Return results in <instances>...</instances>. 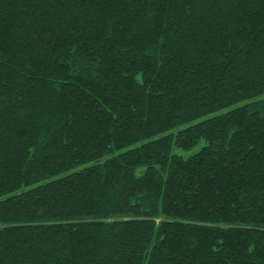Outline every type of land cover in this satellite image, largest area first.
I'll use <instances>...</instances> for the list:
<instances>
[{"label":"trees","instance_id":"obj_1","mask_svg":"<svg viewBox=\"0 0 264 264\" xmlns=\"http://www.w3.org/2000/svg\"><path fill=\"white\" fill-rule=\"evenodd\" d=\"M0 264H264V0H0Z\"/></svg>","mask_w":264,"mask_h":264},{"label":"rangeland","instance_id":"obj_2","mask_svg":"<svg viewBox=\"0 0 264 264\" xmlns=\"http://www.w3.org/2000/svg\"><path fill=\"white\" fill-rule=\"evenodd\" d=\"M204 146V143L201 141L196 147L188 150V151H182V150H174V154L181 156L183 158H187L190 157L194 154H196L197 152H199L201 150V148Z\"/></svg>","mask_w":264,"mask_h":264}]
</instances>
